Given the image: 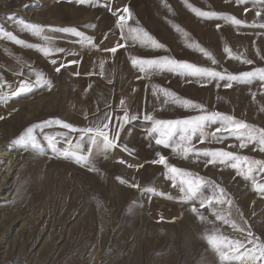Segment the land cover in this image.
I'll return each mask as SVG.
<instances>
[{"label":"rangeland","instance_id":"rangeland-1","mask_svg":"<svg viewBox=\"0 0 264 264\" xmlns=\"http://www.w3.org/2000/svg\"><path fill=\"white\" fill-rule=\"evenodd\" d=\"M106 2L101 0V4ZM187 3L204 11L234 15L245 23L237 26L223 19L198 17L185 0H111L113 10L128 6L133 16L129 21L132 27L138 22L139 27L165 45L152 49L122 39L115 26L117 17L101 5H78L69 0H0V30L12 32L24 41L17 44L0 35V95L8 97L6 102L0 101V117H4L0 119V264H219L204 239L205 233L211 234L215 229L219 234L240 239L246 233L217 221L207 207L200 208L198 201L143 192L142 188L154 186L174 197L180 195L178 188H173L171 180L164 176L163 166L150 163L156 152L165 155L169 163L224 188L234 201L233 219L264 241V195L254 191L250 181L225 165L205 167L203 157L199 161L182 159L170 148L156 145L146 131L151 127V122L143 120L146 113L160 120H177L200 111L165 104L162 94L154 95L153 85L202 104L207 112H219L264 127V111L260 110L264 107V82H233L225 88L226 80H198L170 72L137 79L143 74L133 67L132 56H169L233 74L264 67V28L258 26L264 24V3L254 4L253 0L244 4H237L236 0H187ZM257 11L261 12L259 17ZM19 20L42 26L41 34L21 29L16 23ZM64 27L76 28L84 36L56 31ZM88 37L99 47L80 43ZM118 42L125 47L115 54L103 51ZM193 42L210 52L217 63L188 46ZM29 45L47 46L52 51L45 56ZM225 46L251 59L253 64L232 59L225 53ZM56 48L63 51L57 52ZM101 60L105 61L103 76ZM61 64L66 66L56 72ZM37 73L51 82L50 89L42 84L29 93L10 96L21 80L34 82ZM252 93H256L255 98ZM121 98L140 117L126 125L121 134L120 144L129 151L115 148L107 160L98 158V171L54 156L45 135L62 138L67 133V139L73 142L79 136L54 121L84 128L105 113L122 115ZM44 121L51 123L35 130L39 149L13 143L26 128ZM217 127L220 125L213 124L206 129L209 137L202 144L194 138L195 146L224 148L264 160V153L253 151L254 144L241 149L235 137L221 142L213 140L211 133ZM139 164L144 166L128 167ZM117 177L127 183H121ZM258 180L264 182V173ZM132 183L140 188L130 187ZM193 205L206 220L198 219L197 213L191 211Z\"/></svg>","mask_w":264,"mask_h":264},{"label":"snow or ice","instance_id":"snow-or-ice-1","mask_svg":"<svg viewBox=\"0 0 264 264\" xmlns=\"http://www.w3.org/2000/svg\"><path fill=\"white\" fill-rule=\"evenodd\" d=\"M69 2H74L78 5L89 4L92 7H96L97 5L107 7L108 11L117 17L115 26L120 30L122 39H131L133 42L139 43L141 46L150 47L152 49L165 48V45L157 41L142 27H139L138 22L136 27H132L129 24V21L133 19V16L127 5H125L123 9L117 8L113 10L111 7V0H107L104 4H101V0H69ZM245 2L246 0H236L237 4H244ZM185 3L186 6L198 17L205 19H223L226 23H231L232 25L237 26L245 23L234 15L219 13L216 11H204L188 4L187 0H185ZM253 3H264V0H253ZM245 12H248L247 8H245ZM256 15L259 17L261 12L257 11ZM16 23L21 29L28 30L34 35L39 36L42 32V26L40 25L28 23L24 20H19ZM89 26L94 27V25ZM258 26L264 28V24ZM175 27L178 31L183 32L179 26ZM219 28L220 25L217 24V29ZM56 31L70 32L78 37L84 36L83 33L77 31L76 28L73 27L59 28L56 29ZM183 34L187 36V33ZM0 35H3L17 44L24 43V41L18 39L12 32H2V30H0ZM106 35L107 34H105V38ZM45 39L49 38L45 37ZM80 43L86 44L92 48L99 47L93 42L91 37L82 39ZM29 46L36 47L45 56L50 55L52 51V49L47 46ZM188 46L195 47L203 53L204 56L209 58L213 64L217 63L215 58L212 57V54L206 49L200 47V45L193 42ZM124 47V44L118 42L114 47L103 49V51L115 54L118 49ZM55 51L61 52L63 49L56 48ZM224 51L232 59L240 60L244 64H253L251 59L243 58L241 55L233 53L227 46L224 47ZM130 59L133 67H138L139 71L143 74V77H137V79L151 77V75L158 72H170L181 76L196 77L198 80H226L227 83L223 85L225 88L231 87L233 82L249 83L253 80L264 82V67H257L249 71L233 74L226 71L220 72L214 68L201 67L187 61L176 60L169 56L151 58L132 56ZM51 62L53 64L56 63L55 60ZM68 63L74 64L76 61H69ZM104 64L105 61L101 60V76L104 75ZM65 66L66 65L61 64L60 67L55 69V71L60 72L61 68H64ZM75 75H79V73H76ZM88 75H93V73H88ZM42 84H46L49 89L52 87L51 82L46 80L43 74L37 73L34 82L21 80L19 86L15 91L10 93V96L16 97L29 93L34 87ZM217 86L219 87V83H217ZM152 89L154 95L162 94L165 97V104L172 103L186 109L194 108L200 110L199 114L195 116L177 120H160L156 119L152 114H144L143 120L151 122V127L146 131L148 136L154 139L156 145L170 148L174 155L185 160L194 158L196 161H199L201 157L206 158L205 167L208 165L215 166L216 164L231 167L236 170L237 175L243 180L251 182V187L254 191L264 195V182L258 180V177L264 173V160L241 155L237 152L227 151L224 148H197L193 143L194 138H198L201 144L204 143L209 137V133L206 129L210 125L219 124L220 127H217L215 131L211 133V138L216 142H221L227 137H235L240 141L239 147L241 149L254 144L255 147L253 148V151L258 150L259 152L264 153V127H258L244 120H238L233 116L219 112H207L204 105L197 104L186 98H181L175 92L159 85H153ZM133 91H135V89H133ZM252 96L255 98L256 93H252ZM7 99V96L0 95V101L6 102ZM120 107L123 109L122 115L114 116L110 112L105 113L103 116H99L90 121L89 125L84 128H76L65 121H54V123L62 126L64 129H68L70 132H78L79 136L75 142L67 139V133H65L62 138L45 135L44 139L47 141L48 147L55 157L74 160L75 163L88 168L90 171H98L96 167V160L98 158L102 157L107 160L109 153L115 148L123 147L124 151H129L127 146H122L120 144L121 134L126 125L137 121L140 117L138 114L132 113L128 109L124 98H121L120 100ZM260 110L264 111V107ZM3 118L4 117H0V119ZM113 120H115V124H113ZM49 123L51 122L44 121L40 124L29 126L13 141V143L23 146H31L33 149H39L40 141L35 130L41 128L42 124L48 125ZM60 143H64L67 146L63 148L57 147ZM155 156L156 158L152 159L150 163L163 166L165 170L164 176L171 180L173 188H178L180 195L179 197H174L170 193L158 191L154 186H146L142 188L141 190L143 192L151 193L152 195L166 196L168 199H180L181 201L187 202L198 201L200 208L207 207L217 221H222L223 224L230 225L234 230L240 233H246L243 239L219 234L218 230L215 229L211 234L207 232L205 233L204 239L215 252L219 264H234V262L235 264H264V241H261L259 237L254 236L251 231L241 227V225L233 219L231 209L234 207V201L228 196L224 188L216 184L215 181L200 176L198 173H194L188 169L180 168L169 163L168 158L160 152H156ZM119 162L125 163L123 160H120ZM143 166V164L128 165V167H136L137 169L142 168ZM117 179L120 180L121 183H127V181L123 180L121 177H117ZM129 186L140 188V185L137 183H132ZM206 191L208 193L207 195L205 194ZM224 206H227V208ZM191 211L197 213L198 219L202 221L206 220V217L198 212L195 205H193ZM244 224H247V221H244Z\"/></svg>","mask_w":264,"mask_h":264}]
</instances>
